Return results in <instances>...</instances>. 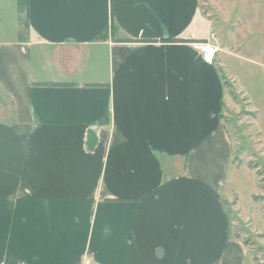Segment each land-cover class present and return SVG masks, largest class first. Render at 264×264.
<instances>
[{"label":"crops","instance_id":"0c3cea01","mask_svg":"<svg viewBox=\"0 0 264 264\" xmlns=\"http://www.w3.org/2000/svg\"><path fill=\"white\" fill-rule=\"evenodd\" d=\"M236 10L0 0V264L250 263L221 121Z\"/></svg>","mask_w":264,"mask_h":264},{"label":"rangeland","instance_id":"374dc122","mask_svg":"<svg viewBox=\"0 0 264 264\" xmlns=\"http://www.w3.org/2000/svg\"><path fill=\"white\" fill-rule=\"evenodd\" d=\"M233 1L239 26L228 30L237 50L227 61L237 81L226 91L221 116L232 144L226 199L230 229L246 241L249 264H264V0Z\"/></svg>","mask_w":264,"mask_h":264},{"label":"built area","instance_id":"2783aa9c","mask_svg":"<svg viewBox=\"0 0 264 264\" xmlns=\"http://www.w3.org/2000/svg\"><path fill=\"white\" fill-rule=\"evenodd\" d=\"M214 38L215 35L212 33L210 35V40H213ZM195 48L205 63H213L218 52V48L212 43H210L209 40L195 44ZM85 264H89V262L87 261L85 262Z\"/></svg>","mask_w":264,"mask_h":264},{"label":"trees","instance_id":"16d2710c","mask_svg":"<svg viewBox=\"0 0 264 264\" xmlns=\"http://www.w3.org/2000/svg\"><path fill=\"white\" fill-rule=\"evenodd\" d=\"M114 26H113V23H112V28H113ZM235 237L236 238H239V236L238 235H235ZM243 244L245 245V246H247V243H246V241H243Z\"/></svg>","mask_w":264,"mask_h":264}]
</instances>
